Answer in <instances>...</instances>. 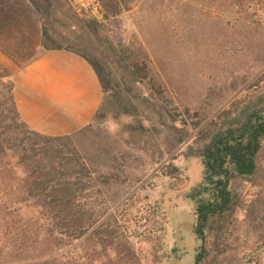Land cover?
I'll list each match as a JSON object with an SVG mask.
<instances>
[{
  "label": "rangeland",
  "instance_id": "rangeland-1",
  "mask_svg": "<svg viewBox=\"0 0 264 264\" xmlns=\"http://www.w3.org/2000/svg\"><path fill=\"white\" fill-rule=\"evenodd\" d=\"M71 1L82 18L101 21L104 40L59 13L53 39L108 66L115 86L76 138L94 161L82 203L95 216L79 223V240L61 242L73 224L31 219L30 208L0 202V264H194L201 253L199 264H264V140L255 173L231 180L237 203L211 220L205 240L196 233L206 194L199 196L205 167L196 140L221 110L264 93V0H133L107 20L98 0ZM127 47L132 54L119 62ZM12 83L0 77V110L11 106Z\"/></svg>",
  "mask_w": 264,
  "mask_h": 264
},
{
  "label": "trees",
  "instance_id": "trees-1",
  "mask_svg": "<svg viewBox=\"0 0 264 264\" xmlns=\"http://www.w3.org/2000/svg\"><path fill=\"white\" fill-rule=\"evenodd\" d=\"M29 1L42 21L45 49H67L83 56L98 75L104 96L107 98L112 95L115 86L108 66L73 46L57 42L50 32L53 20L58 21L55 15L59 13L75 20L76 24L89 29L98 40L103 41L98 29L101 21L97 18L90 20L82 18V14L71 0ZM98 1L104 20L132 9L133 2V0ZM119 52L117 58L119 62L125 61L127 56L132 54L130 47ZM102 56L106 58L104 54ZM260 56L261 58L257 59L258 64L264 66V51ZM134 64L135 61L132 62L131 69L139 70V65ZM133 81L140 80L135 76ZM130 90L128 86L124 91L126 93ZM8 100L11 102L10 108L0 110V202H4L5 209L9 210L30 208L31 219L73 224L76 227L74 234L60 231L61 242L64 238L77 241L85 233H76L84 216L88 215L87 220L95 216L92 204L88 208L82 203L87 191L93 190V185L86 179H91L95 173L94 161L82 154L76 140L90 128L92 122L73 134L56 136L43 134L31 129L20 116L13 95V83ZM245 102L239 110L231 111L225 108L221 110L200 130L196 140L202 143L201 157L205 167L202 183L204 189L199 196L206 194L200 197L196 208V233L202 240H205V232L211 220L222 217L237 203L231 188L232 178L235 175L251 176L257 169L256 158L264 140V93L257 94ZM97 116L98 112L94 120ZM104 152L106 154L104 164L109 165L107 161L110 152L109 150ZM76 234L77 236L72 237ZM105 247L109 246L106 244ZM110 248H107V251H110ZM113 250L115 251L114 247ZM116 256L120 261L123 259L119 251ZM203 257H205L203 253L198 255L194 264L201 263ZM62 259L63 257H57L35 264H65L61 263Z\"/></svg>",
  "mask_w": 264,
  "mask_h": 264
},
{
  "label": "crops",
  "instance_id": "crops-1",
  "mask_svg": "<svg viewBox=\"0 0 264 264\" xmlns=\"http://www.w3.org/2000/svg\"><path fill=\"white\" fill-rule=\"evenodd\" d=\"M0 77L12 79L26 124L47 135L88 126L104 98L88 60L67 49H45L42 21L29 0H0Z\"/></svg>",
  "mask_w": 264,
  "mask_h": 264
},
{
  "label": "clouds",
  "instance_id": "clouds-1",
  "mask_svg": "<svg viewBox=\"0 0 264 264\" xmlns=\"http://www.w3.org/2000/svg\"><path fill=\"white\" fill-rule=\"evenodd\" d=\"M108 130H109L110 132L115 131V129H113V128H109Z\"/></svg>",
  "mask_w": 264,
  "mask_h": 264
}]
</instances>
